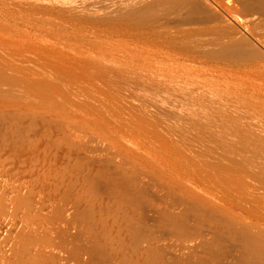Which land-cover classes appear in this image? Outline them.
I'll return each mask as SVG.
<instances>
[{
	"label": "rangeland",
	"instance_id": "1",
	"mask_svg": "<svg viewBox=\"0 0 264 264\" xmlns=\"http://www.w3.org/2000/svg\"><path fill=\"white\" fill-rule=\"evenodd\" d=\"M142 1L133 9L130 0H0V218L12 199L30 225L21 251H0V264H60L59 254L45 251L51 225L73 264H264V175L250 164L262 143L248 144L260 151L244 166L252 154L244 144L217 158L196 130L205 112L232 103L236 114L247 96L252 105L236 106L239 118L263 124L264 0H229L235 16L224 13L225 21L214 0ZM201 84H214L205 89L211 94ZM230 89L254 95L243 92L233 105ZM204 94L223 107L206 105ZM187 98L200 103L189 106Z\"/></svg>",
	"mask_w": 264,
	"mask_h": 264
},
{
	"label": "bare ground",
	"instance_id": "2",
	"mask_svg": "<svg viewBox=\"0 0 264 264\" xmlns=\"http://www.w3.org/2000/svg\"><path fill=\"white\" fill-rule=\"evenodd\" d=\"M130 1H131V5L134 6L133 9L137 8L138 6H142V7H143V6H145V4H146V3L144 2L145 4L143 3V4H144V5H143V4H142V2H143L142 0H130ZM152 1H153V0H152ZM158 1H159V0H156V2H158ZM163 1H164V3H165L167 6H168V5H169V7L171 6V5H170L171 1H170V3L168 2L169 4H168L167 2H165V0H163ZM167 1H168V0H167ZM174 1H175V0H174ZM174 1H173V2H174ZM176 1H177V0H176ZM176 1H175V2H176ZM178 1H180V0H178ZM194 1H195V0H194ZM204 1H205V0H204ZM211 1H212V0H211ZM230 1H231V0H230ZM230 1H229V0L227 1V0H226L227 3L225 4V2L222 1V0H214V3H215V4L212 3V4H214V5L219 6V8H218V7H217V8H218V10H221V11H217V10H213V11H215V12L217 11V13L219 12V13H218V14H219L218 17H220V16L224 17V18L220 17V18H222V20H224V21L226 20V18H225V16H224V13H225L226 15L229 16V17H227V19L230 18V16H233V15L235 14L234 7L232 6V4H231ZM153 2H154V1H153ZM156 2H155V3H156ZM173 2H172V3H173ZM196 2H197V1H196ZM202 2H203V1H202ZM206 2H207V0H206ZM206 2H205V3H206ZM209 2H210V1H209ZM222 2H223V4H222ZM172 3H171V4H172ZM191 3H192V5H193L194 7H196V6L198 5V3H197V5H196V3L194 4L193 1H192ZM141 4H142V5H141ZM157 4H158V3H157ZM161 4H162V0H161ZM161 4H159V5H161ZM165 4H164V6H165ZM207 4H208V3H207ZM207 4H206V5H207ZM209 4H210V3H209ZM159 5H158V6H159ZM162 5H163V4H162ZM195 5H196V6H195ZM193 6H192V8H193ZM209 6H211V5H208V7H209ZM212 6H213V5H212ZM169 7H167L166 9L168 10ZM154 8H155L154 10H156V7H154ZM197 8H198V7H197ZM213 8H216V7H213ZM170 9H174V8L171 7ZM170 9H169V10H170ZM194 9H196V8H194ZM144 11H146V10H144ZM181 11H182V10H181ZM185 11H186V10H185ZM188 11H189V10H187L186 12H188ZM197 11H198V10H196V12H197ZM186 12L183 11L182 14L184 13V15H185ZM189 12H190V11H189ZM215 12H214V13H215ZM152 13H155V12H151V14H152ZM179 13H180V12H179ZM210 13H211V15L215 16L214 13H212V12H210ZM210 13H207V14H206L207 17H210V16H211V15H210V16L208 15V14H210ZM158 14H159V13H158ZM184 15H183V16H184ZM149 16H150V14H149ZM152 16H153V15H151L150 17H152ZM174 16H175V15H174ZM176 16H177V14H176ZM187 16H188V15L186 14V17H187ZM234 16H235V15H234ZM186 17H184V18H186ZM190 17H191V16H190ZM159 18H160V20L163 19L162 17H159ZM175 18H176V17H175ZM188 18H189V17H188ZM199 18H200V19L203 18V15H202V16L200 15ZM199 18H198V17H194L192 20L197 21ZM213 18H214V17H212V18L210 17V19H213ZM215 18H216V19H214V20L217 21V20H218L217 16H216ZM220 18H219V20H221ZM234 18H236V17H234ZM154 19H155V18H154ZM171 19H174V17L171 18ZM171 19H170V20H171ZM200 19L198 20L199 22H200L201 20H203V19H201V20H200ZM231 19H232V18H231ZM157 20H159V19H157ZM183 20H187V19H183ZM183 20H182V22H184ZM208 20H209V18H208ZM219 20H218L217 22H219ZM228 20H229V19H228ZM228 20H227V21H228ZM233 20H235V19H233ZM237 20H238V19H237ZM240 20H241V19H240ZM168 21H169V19H168ZM195 21L193 22L194 24H195ZM198 21H197V23H199ZM227 21H226V22H227ZM241 21H242V20H241ZM159 22H160V21H159ZM171 22H172V21H171ZM202 22H203V21H202ZM222 22H223V21H222ZM236 22H237V21H236ZM238 22H239V21H238ZM243 22H244V20H243ZM161 23H162V22H161ZM161 23H160V24H161ZM164 23H165V22H164ZM164 23H163V24H164ZM169 23H170V22H169ZM193 23H191L192 26H193ZM214 23H215V22H214ZM228 23H229V22H228ZM163 24H161V25H163ZM165 24H167V23H165ZM180 24H181V23H179V24H177V25L180 26ZM188 24H189V23H188ZM215 24H216V23H215ZM167 25H168V24H167ZM191 25H190V27H191ZM218 25H219V24H218ZM226 25H227V24H226ZM197 26H199V25H197ZM197 26H196V27H197ZM200 26H201V25H200ZM224 26H225V25H224ZM171 27H174V26H171ZM184 27H185V25H184ZM196 27H195V28H196ZM213 27H214V26H213ZM222 27H223V26H221V28H222ZM161 28H162V27H161ZM167 28H168V30H169V27H167ZM167 28H166V29H167ZM174 28H175V27H174ZM178 28H179V27H178ZM187 28H189V25H188ZM187 28H186V29H187ZM193 28H194V27H193ZM200 28H201V27H200ZM208 28H209V27H208ZM232 28H233V27H231V29H232ZM166 29H165V30H166ZM176 29H177V28H176ZM179 29H181V27H180ZM201 29H202V28H201ZM201 29L199 30L200 32L202 31ZM226 29H227V28H226ZM163 30H164V28H163ZM171 30H172V28H171ZM171 30H170V31H171ZM187 30H189V29H187ZM187 30H186V31H187ZM190 30H192V29H190ZM190 30H189V31H190ZM194 30H195V29H194ZM196 30H198V29H196ZM204 30H206V29H204ZM224 30H225V29H224ZM159 31L161 32L162 29L159 30ZM177 31H178V30H177ZM210 31H211V30H209V32H210ZM219 31H220V29H219ZM219 31H218V32H219ZM229 31H232V30H229ZM229 31L226 30V32H229ZM233 31H234V30H233ZM235 31H236V28H235ZM164 32H165V31H164ZM197 32H198V31H197ZM213 32H214V31H213ZM220 32H221V31H220ZM224 32H225V31H224ZM162 33H163V31H162ZM203 33H204V32H203ZM203 33H202V34H203ZM214 33H215V32H214ZM235 33H236V32H235ZM238 33H239V32H238ZM238 33H237V34H238ZM240 33H241V32H240ZM207 34H208V33H207ZM220 34H221V33H220ZM250 34H251V33H250ZM209 35H210V34H209ZM216 35H217V34H216ZM228 35H229V33H228ZM228 35H227V36H228ZM239 35H240V34H239ZM239 35H238V36H239ZM251 35H252V34H251ZM214 36H215V34H214ZM221 36H222V35H221ZM223 36H224V34H223ZM227 36H226V34H225V38H226ZM233 36H234V35H233ZM255 36H256V35L254 34V37H255ZM236 37H237V35H236ZM236 37H235V38H236ZM242 37H243V36H242ZM193 38H195V36H194ZM217 38H218V37H217ZM223 38H224V37H223ZM223 38H220V39L223 40ZM235 38H234V41H235V42H238V41L235 40ZM238 38H241V37H237V39H238ZM245 38H246V35H245ZM245 38H244V39H245ZM247 38H248V37H247ZM256 38H257V37H256ZM213 39H214V38H213ZM215 39H216V38H215ZM215 39H214V40H215ZM258 39L260 40V38H258ZM192 40H194V39H192ZM192 40H191V41H192ZM195 40H196V38H195ZM209 40H210V39H209ZM214 40H213V41H214ZM246 40H249V42H251V40H250L249 38H248V39H245V41H246ZM262 40H263V39H262ZM211 41H212V39H211ZM217 41H218V39H217ZM226 41H228V40H226ZM245 41H244V45L246 44ZM204 42H205V41H204ZM214 42H215V41H214ZM220 42H221V40H220ZM229 42H231V40H229ZM242 42H243V41H242ZM255 42H256V41H255ZM191 43H193V42H191ZM191 43H190V45H191ZM208 43H210V41H209ZM208 43H207V45H208ZM251 43H252V42H251ZM261 43L264 44V40H263ZM183 44H184V43H183ZM204 44H205V43H204ZM210 44H212V43H210ZM213 44H214V43H213ZM216 44H218V42H217V43L215 42V45H216ZM221 44H222V43H221ZM188 45H189V44H188ZM196 45H198V43L195 44V46H196ZM215 45H214V46H215ZM234 45H237V44H236V43H233V44H232V46H231L232 48H229V51H230V52L232 51ZM252 45H253V44H252ZM184 46H185V45H184ZM200 46H201V48L203 47L202 44H200ZM200 46H199V47H200ZM205 46H206V45H205ZM210 46H211V45H210ZM212 46H213V45H212ZM218 46H219V45H217V47H218ZM248 46H250L249 43H248L247 46L245 45L244 48H245V47L247 48ZM260 46H261V44H260ZM260 46H259V48H260ZM190 47H191V46H190ZM190 47H189V48H190ZM192 47L195 49V47H194L193 45H192ZM217 47H214V48H217ZM229 47H230V46H229ZM254 47H255V46H254ZM193 48H190V49L192 50ZM201 48H200V50H199V49H197V47H196V49H197L198 51H200V52H197V51H196V53H201ZM205 48L208 49L207 47H205ZM210 48H211V47H210ZM218 48H223V47H218ZM218 48H217V49H218ZM240 48H241V49L243 48L242 45H241ZM244 48H243V49H244ZM252 48H253V47H251V48H249V49L252 50ZM255 48H257V46H256ZM263 48H264V47H263ZM179 49H180V48H179ZM181 49H182V48H181ZM186 49H187V48H186ZM212 49H213V48H212ZM212 49H210V50H212ZM260 49H261V48H260ZM203 50H204V48H203ZM203 50H202V51H203ZM214 50H216V49H214ZM214 50H213V51H214ZM223 50H224V49H223ZM233 50L236 51V49H233ZM245 50H246V49L243 50V52H244V53L242 52L243 54H245ZM251 50L249 51L250 53L248 52V55H249V54H250L251 56H253V54L255 55V53H253V54L251 53ZM254 50H255V49H254ZM188 51H189V50H188ZM213 51H212V52H213ZM217 51L219 52V50H216V52H217ZM229 51H228V49H227V52H229ZM241 51H242V50H241ZM256 51H257V49H256ZM180 52H181V51H180ZM186 52H187V51H186ZM208 52H209V50H208ZM221 52H222V50H221ZM221 52H220V53H221ZM224 52L226 53V49H225ZM253 52H254V51H253ZM263 52H264V51H263ZM213 53H215V52H213ZM225 53H224V54H225ZM242 53H241V54H242ZM246 53H247V52H246ZM186 54H187V53H185V55H186ZM191 54H192V53H191ZM193 54H194V53H193ZM206 54H207V52H206ZM206 54H204V55H206ZM215 54H216V53H215ZM215 54H214V55H215ZM227 54H228V53H227ZM238 54H239V53H238ZM258 54H260V53H258ZM258 54H256V56H257ZM199 55H202V54H199ZM207 55L210 56L211 54H207ZM216 55H219V54H216ZM250 55H249V56H250ZM189 56H190V54H189ZM194 56H195V55H194ZM194 56H193V57H194ZM226 56H227V55H226ZM251 56H250V58H251ZM259 56H261V54H260ZM184 57H185V56H184ZM214 57H216V56H214ZM217 57H218V56H217ZM239 57L241 58V56H239ZM243 57H245V55H243ZM246 57H247V56H246ZM253 57H254V56H253ZM199 58H200V57H199ZM210 58H211V57H210ZM237 58H238V57H237ZM237 58H236V59H237ZM240 58H239V59H240ZM247 58H248V57H247ZM262 58H264V57H262ZM203 59H204V58H203ZM220 59H221V58H220ZM243 59H244V58H243ZM243 59H242V60H243ZM258 59H261V57H259ZM258 59L255 58L254 60H258ZM201 60H202V57H201ZM201 60H200V63L203 62V61H201ZM204 60H206V59H204ZM209 60H210V59H209ZM232 60H233V59H232ZM254 60H253V62H254ZM196 61H197V59H196L194 62H196ZM228 61H229V60H228ZM235 61H236V60H235ZM248 61L251 62V59L248 60ZM186 62H188V61H186ZM191 62H193V61H191ZM239 62H241V61H239ZM242 62H243V61H242ZM245 62H246V61H245ZM256 62H257V61H256ZM188 63H189V62H188ZM197 63H198V61H197ZM197 63H196V64H197ZM211 63L213 64V62H211ZM232 63H233V62H232ZM203 64H204V63H203ZM206 64H207V63H206ZM223 64H224V63H223ZM255 64H256V63H255ZM185 65H187V63H185ZM188 65H190V63H189ZM192 65H193V63H192ZM194 65H195V64H194ZM225 65H226V64H225ZM231 65H232V64H231ZM256 65H257V64H256ZM190 66H191V65H190ZM197 66H199V65H197ZM197 66L195 65L194 68H195V67L197 68ZM208 66H209V64H208ZM208 66H207V67H208ZM210 66H211V64H210ZM217 66H220V64H219V65L217 64ZM226 66H228V65H226ZM254 66H255V65H254ZM191 67H193V66H191ZM200 67H203V66L201 65ZM215 67H216V66H215ZM239 67H240V65H239ZM251 67H252V66H251ZM196 68H195V69H196ZM204 68H205V67H204ZM204 68H203V69H204ZM208 68H209V67H208ZM208 68H207V69H208ZM216 68H217V67H216ZM231 68H232V67H231ZM247 68H248V67H247ZM249 68H250V67H249ZM253 68H255V67H253ZM259 68H260V67H259ZM262 68H264V67H262ZM186 69H188V68H185V70H186ZM207 69L205 68V70H207ZM218 69H219V67H218ZM234 69H235V68H234ZM189 70H190V68H189ZM189 70H188V73H189ZM193 70H194V69H193ZM201 70H202V69H201ZM208 70H209V69H208ZM210 70H212V69H210ZM214 70H215V69L213 68V71H214ZM219 70H220V69H219ZM221 70H222V69H221ZM236 70H237V66H236ZM240 70H241V69H240ZM247 70H248V69H247ZM251 70H252V68L250 69V71H251ZM186 71H187V70H186ZM190 71H192V70H190ZM202 71H203V74H204L205 71H204V70H202ZM213 71H212V73H213ZM217 71H218V70H217ZM223 71H224V70H223ZM230 71H232V70H230ZM241 71H242V70H241ZM245 71H246V70H245ZM253 71H254V69H253ZM253 71H252V72H253ZM261 71L264 72L263 70H261ZM209 72H210V71H209ZM215 72H216V71H215ZM220 72H221V71H220ZM227 72H228V71H227ZM234 72H235V71H234ZM247 72H249V70H248ZM255 72H257L256 69H255V71H254L253 73H255ZM259 72H260V71H259ZM193 73H194V71H192V75H191V76L194 77V74H193ZM216 73H217V72H216ZM218 73H219V72H218ZM225 73H226V72H225ZM235 73H237V71H236ZM244 73H245V72H244ZM250 73H251V72H249V75H250ZM186 74H187V72H186ZM190 74H191V73H190ZM190 74H189V75H190ZM195 74H196V73H195ZM203 74H201V75H203ZM208 74H209V73H208ZM214 74H215V73H214ZM231 74H232V73H231ZM239 74L241 75V74H243V73H241V72L239 71ZM251 74H252V73H251ZM255 74H256V73H255ZM255 74H253V76H254ZM260 74H261V73H260ZM262 74H264V73H262ZM262 74H261V75H262ZM219 75H222V74H219ZM219 75H218V76H219ZM223 75H224V74H223ZM227 75H230V74H227ZM235 75H236V74H235ZM235 75H234V76H235ZM240 75H238V77H239ZM245 75H248V73H246ZM249 75H248V76H249ZM258 75H259V74L257 73V76H258ZM203 76H204V75H203ZM207 76H208V75H207ZM216 76H217V75H216ZM218 76H217V77H218ZM236 76H237V75H236ZM253 76H252V77H253ZM257 76L255 75V77H257ZM262 76H264V75H262ZM262 76L260 77V75H259L260 78H262ZM187 77H188V80L191 78V77L189 78L188 75H187ZM196 77H197V78L199 77V79H197V80L202 81V83L206 80V79H203V80H202V79H201L202 77H201L200 75H198V76H196ZM204 77H205V76H204ZM212 77H213V76H212ZM212 77H211V78H212ZM217 77H216V79H217V81H218L219 77H218V78H217ZM228 77H229V76H228ZM228 77H227V78H228ZM240 77H242V79H243L244 75H243V76H240ZM250 77H251V76H250ZM255 77H254V79H252V80H255ZM259 77L256 78V79H259ZM194 78H195V77H194ZM208 78H210V76H209ZM208 78H207V81H208V80H211V78H210V79H208ZM230 78H231V77H230ZM235 78H236V77H235ZM244 78H247V77H244ZM192 79H193V78H192ZM195 79H196V78H195ZM195 79H194V80H195ZM200 79H201V80H200ZM216 79H215V80H216ZM221 79H222V78H221ZM223 79H224V78H223ZM233 79H234V78H233ZM242 79H241V81H242ZM248 79H249V77H248ZM248 79H247V80H248ZM186 80H187V79H186ZM212 80H213V78H212ZM224 80H225V79H224ZM234 80H235V79H234ZM234 80L232 81V80L230 79V82L233 83V82H235ZM247 80H246V81H247ZM250 80H251V79H250ZM207 81H206V82H207ZM225 81H226V80H225ZM225 81L222 80V82H225ZM237 81H238V80H237ZM237 81H236V82H237ZM241 81H240V83H242ZM243 81H244V80H243ZM186 82H187V81H186ZM186 82H185V83H186ZM197 82H198V81H196V83H197ZM209 82L212 83V81H209ZM219 82H220V81H219ZM222 82H220V83H222ZM248 82H249V80H248ZM189 83H190V82H189ZM193 83H195V82L192 81L191 84H193ZM196 83H195V84H196ZM200 83H201V82H200ZM207 83H208V82H207ZM225 83H226V82H225ZM227 83L230 85V83H229V79H228V82H227ZM238 83H239V82H238ZM245 83H246V82L244 81V83H242L243 85L240 84L241 87H243ZM250 83H251V82H250ZM250 83H249V84H250ZM254 83H255V81H254ZM254 83L252 82V85H253ZM257 83H258V82H256L255 85H256ZM191 84H190V85H191ZM195 84H194V86H195L196 88H194V87H193V88H194V89H197V88H198V89H197L198 92L202 94V93H203V90H201V92H200L199 87H198V86H200V85L197 86V84H196V85H195ZM198 84H199V83H198ZM203 84H204V83H203ZM209 84H210V83H209ZM214 84H215V82H214ZM214 84H213V85H214ZM222 84H223V83H222ZM222 84H221V85H222ZM249 84H248V85H249ZM258 84H259V83H258ZM187 85H189V84H187ZM201 85H202V84H201ZM204 85H205V84H204ZM204 85H202L203 88H202V86H201V88L205 90V89L207 88L208 85H207L206 87H204ZM211 85H212V84H211ZM211 85H209V86H211ZM213 85H212L211 88H213ZM215 85H217V83H216ZM226 85H227V84H226ZM226 85H225V86H226ZM229 85H228V86H229ZM232 85H235V86H236L235 83H233ZM246 85H247V84H246ZM252 85H250V87H251ZM255 85H254V86H255ZM259 85H260V87H261V83H260ZM222 86H223V85H222ZM222 86H220V84H218V86H216V88H219V87H220V88L223 90V88H224L225 86H223V87H222ZM238 86H239V84H238ZM256 86H257V85H256ZM187 87H188V86H187ZM189 87H190V86H189ZM189 87L186 88V93H187V89H189ZM226 87H227V86H226ZM232 87H233V86H232ZM245 87H246V86H245ZM247 87H249V86H247ZM247 87H246V88H247ZM201 88H200V89H201ZM209 88H210V87H209ZM209 88H207L208 91H209ZM211 88H210V89H211ZM220 88H219V90H220ZM243 88H244V87H243ZM246 88H245V89H246ZM258 88H259V87H258ZM258 88L256 87V90H257V91L259 90ZM233 89H234V88H233ZM236 89H237V88H236ZM241 89H242V88H241ZM262 89H263V88H262ZM207 90H205V93L207 92ZM213 90L215 91L216 89H213ZM230 90H231V89H230ZM238 90H239V89H238ZM243 90H244V89H243ZM249 90H250V88H249ZM253 90H255L254 87H253ZM253 90H252V92H253ZM256 90H255L254 92H257ZM195 91H196V90H195ZM195 91H194V92L192 91L193 94L195 93ZM211 91H212V90H211ZM216 91H217V90H216ZM216 91H215V92H216ZM224 91H225V89H224ZM224 91L221 92V93H223V94L220 95V98H218V97H219V94H217V93H215V92H212V94L215 93V96L213 95V96L215 97V99H216V97L219 99V100H218V103H220V102L222 103V102L224 101V98H226V97H224V96L226 95V94H224ZM231 91H232V90H231ZM235 91H236V90H235ZM259 91H260V90H259ZM262 91H263V90H262ZM198 92L196 93V95L198 94ZM217 92H219V91H217ZM228 92H230V91H228ZM236 92H237V91H236ZM238 92H240V90H239ZM243 92H244V91H243ZM243 92H242V93H243ZM252 92H250V93H252ZM208 93L211 94V92H208ZM208 93H206V94L209 95ZM225 93H226V92H225ZM231 93H234V92L232 91ZM231 93H229V94H231ZM240 93H241V92H240ZM242 93L239 94V96L236 94V95H237V98L235 99L236 101L233 103V105H236L235 103L241 100V99L239 100L238 98H240V96H242ZM244 93H246L247 95H250L249 91H248V92H244ZM248 93H249V94H248ZM257 93L260 95V92H257ZM189 94H190V93H189ZM201 94H199V95L201 96ZM216 94H217L218 96H216ZM229 94H228V95H229ZM246 94H245V95H246ZM252 94H253V93H252ZM258 94H257V96H259ZM223 95H224V96H223ZM236 95H235V93H234V95H233V96L231 95V97L233 98V97L236 96ZM243 95H244V94H243ZM245 95H244V96H245ZM253 95H254V94H253ZM204 96H205V94H204ZM213 96L211 95L210 97H213ZM221 96L224 97V98H223V101H222V99H221V98H222ZM244 96H242V97L244 98ZM251 96H252V95H251ZM257 96H256V97H257ZM186 97H188L187 94H186ZM194 97H195V96H194ZM202 97H203V96H202ZM205 97H207V98H205V100H206V99H208L209 96H205ZM210 97H209V98H210ZM227 97H228V96H227ZM231 97H230V98H231ZM249 97H250V96H247V99H246V97H245L244 99L248 100L247 103L250 104V102H251L252 100L249 102V100H250ZM188 98H189V97H188ZM188 98H187L188 103H187V102H185V103L189 104V103L191 102L192 104L190 103L189 106H191V105H193V104L195 105V102L200 103V101H196V98H194V100H192V101H195V102L189 101ZM190 98H191V97H190ZM198 98H199V97H198ZM198 98H197V100H198ZM234 98H235V97H234ZM248 98H249V99H248ZM253 98H254V97H251V99H253ZM257 98H259V99H257ZM257 98H255V99H256V100H261L260 98H262V96L260 95V97H257ZM191 99H192V98H191ZM199 99H201V97H200ZM227 99H228V98H226V100H227ZM237 99H238V100H237ZM210 100H211V99H210ZM213 100H214V99H213ZM226 100H225V101H226ZM228 100H229V99H228ZM231 100H232V99H231ZM253 100H254V99H253ZM185 101H186V100H185ZM201 101H202V100H201ZM216 101H217V100H214V103H213L212 100H211V101H209V100L207 101V100H206L207 104H206L205 102H203V103H205V104L208 105V106L210 105V107H211L212 105L215 106V102H216ZM232 101H233V100H232ZM232 101H231V102H232ZM211 102H212V103H211ZM226 102H227V101H226ZM226 102H225V103H226ZM252 102H253V101H252ZM252 102H251L250 105H249V104L246 105L247 103H245V104L243 103V106H241V105H242L241 102H238L237 104H240V103H241V104H240L241 108H243V107L245 108V106H250V107H251ZM221 103H220V104H221ZM225 103L223 102V105H225ZM255 103H256V102H255ZM255 103H253V104H255ZM259 103H260V102H259ZM259 103H257V106H258ZM201 104H202V103H201ZM201 104H199V105H200L199 107H201V108L203 109V107H205V106H204V104H203V105H202L203 107H202ZM211 104H212V105H211ZM229 104H230V103H229ZM196 105H197V103H196ZM216 105H217V102H216ZM223 105H222V107H223ZM230 105H231V109H233V107H232V103H231ZM244 105H245V106H244ZM260 105H261V106H258V107H260V108L263 107V106H262V103H260ZM197 106H198V105H197ZM220 106H221V105H219V106L217 105V107H220ZM228 106H229V105H228ZM236 106H237V107H240L239 105H236ZM236 106H234V108H235V110H236V114H233V113H232V111H234V109L231 110V109H229V107H225L226 109H221V110H218V111L216 110V111H217V112H216L217 114H215V113H214V114H211L212 116H211L209 113H210V112H213V111H214L215 109H217V108H214V107H213L214 110L211 108V110H213V111H211V110H209V109H210L209 107H208L209 109H207V108L205 107L204 110L207 109V110H209L210 112H209V111H208L209 113H208V112H205L206 114L204 113V115L201 116L202 118L200 117L201 120H200V118H198V119L200 120V122H199V124L197 125V128H198V129L196 128L197 133H198V134H197V137H199V139L202 140V141H203V140L206 141V142L203 143V144H205V145H206V143L209 142V141H212V142H213V145H214V147H216V148H213L212 146H211V147H212V149H214V152L217 151V152L215 153V155L217 154L216 156H215L214 154H211V152H212L211 150H212V149H211L210 147H209V149H208L207 151L205 150V149H207V148H205L204 150H205L206 152L209 151V153H210L211 155H214L215 157H217V156H221V157H222V155H224V154H226V155H230L231 152H233V151L235 150L233 144H238V143H240V144H244V145H242V146H243L242 148H245V149H246L245 152H246V153L252 152V154L249 156L248 154H246V153L244 152L245 149H242V148H241V149L243 150L244 154H246V155L249 156V157L246 156V157H248V158H246V160L243 162V163H245L244 166H246V165L248 164L247 160H249V158H251L252 155H254L255 153H256V155H257V153L260 151L259 149H258L259 151H255L254 148H252V146H251V148L253 149L254 152L251 151L252 149L249 148L250 146H249L248 144H251V142H254V143L257 142L256 144H258V142H261L262 145H263V146H262V145L260 144V146H261L260 149L262 150V151H261L262 154H261L259 157L257 156L256 159H254V158L252 157L254 160L251 159L252 162H251L250 164H251V166H252L253 168H255V169H260V170L263 172V175H264V122H263V124H262V122H261V124H262L263 126L259 124L261 127L258 128V132H256L257 129H256V130L253 129V126L258 125V124H256V125L254 124V122H255L254 120L256 119L257 121H258V120H259V121H262L263 119L260 120L259 117H256L255 119H252V118H254V117L256 116V115H255V116L252 115V118H251V119H252L254 122L252 121V122H253V123H252V122L250 121V123H252V124H254V125H252V124L249 125V119H250L251 116L248 117L249 119H248V118H245V117L243 116L246 120L248 119L247 121L244 120V119H241V117L239 118V116H242L243 113L240 112L241 110L238 111L237 108H236ZM253 106H254V105H253ZM257 106H256V107H257ZM187 107H188V105H187ZM222 107H220V108H222ZM256 107H255V108H256ZM185 108H186V106H185ZM201 108H200V110H199V108H198V111H196L195 108L193 109V110H195V111H191V110H189V109L187 108V111H190V112H191V113H190V112H187V113L192 114V113H194V112H196V113L199 112V111L202 112V109H201ZM220 108H218V109H220ZM248 108H249V107H247V109H248ZM190 109H192V108L190 107ZM196 109H197V108H196ZM228 109H229V110H228ZM250 109H251V108H250ZM250 109H248V111H249ZM261 109H262V108H261ZM207 110H206V111H207ZM223 110H228L229 112H226V111H223ZM230 110H231V111H230ZM253 110H254V109H253ZM237 111H238V112H237ZM257 111H258V109L255 110L256 113H257ZM185 112H186V111H185ZM201 112H199V114H200ZM214 112H215V111H214ZM230 112H231V113H230ZM239 112L242 113V114H239ZM245 112H246V114L249 113V112L247 113V111H244V113H245ZM187 113H186V117H189L190 115L188 116ZM196 113H195L194 115H196ZM207 113H208L209 115H208ZM234 113H235V111H234ZM250 113L252 114L253 112H251V110H250ZM259 113H261L260 109H259ZM202 114H203V113H202ZM238 114H239V115H238ZM254 114H255V113H254ZM257 114H258V113H257ZM261 114L263 115V114H264V111H263ZM261 114H259V115H261ZM200 115H201V114H200ZM213 115H214V116H213ZM236 115H238V117H236ZM244 115H245V114H244ZM262 115H261V116H262ZM191 116H192V115H191ZM196 116H199L198 113H197ZM247 116H249V114H248ZM247 116H246V117H247ZM257 116H258V115H257ZM261 116H260V117H261ZM258 118H259V119H258ZM261 118H264V116H262ZM185 121H186V123H188V122H187V121H188L187 118H186ZM257 121H256V122H257ZM259 121H258V122H259ZM247 122H248V123H247ZM258 122H257V123H258ZM259 125H258V126H259ZM255 128H257V127H255ZM198 130H199V131H198ZM225 142H227V144H228V145H227V146H228L227 148H226V147H223V143L225 144ZM254 143H253V144H254ZM256 144L253 145V146H258V145H256ZM258 147H259V146H258ZM262 147H263V149H262ZM215 149H216V150H215ZM239 149H240V148H239ZM239 149H238V150H239ZM241 149H240V150H241ZM255 149H256V148H255ZM242 150H241V151H242ZM210 151H211V152H210ZM214 152H212V153H214ZM237 152H238V151H237ZM239 152H240V151H239ZM243 152H242V154H239V153H238V154L240 155V156L238 155V156H239V160L245 159V158H244L245 155H243ZM235 153H236V151H235ZM240 153H241V152H240ZM259 154H260V153H259ZM233 155H234V154H233ZM235 155H236V154H235ZM241 155L243 156V158L240 159ZM236 156H237V155H236ZM236 156H235V157L232 156V157H234V158H232V159H235V158H236V160H238V158H237L238 156H237V157H236ZM254 156H255V155H254ZM221 157H220V158H221ZM225 157H226V156H225ZM217 158H219V157H217ZM236 160H235V161H236ZM239 163H240V161H239ZM239 163H238V165H239ZM240 164H241V163H240ZM241 165H243V164H241ZM239 166H240V165H239ZM239 166H238V167H239ZM240 168H243V167H240Z\"/></svg>",
	"mask_w": 264,
	"mask_h": 264
},
{
	"label": "built area",
	"instance_id": "3",
	"mask_svg": "<svg viewBox=\"0 0 264 264\" xmlns=\"http://www.w3.org/2000/svg\"><path fill=\"white\" fill-rule=\"evenodd\" d=\"M29 228V223L15 211L13 200L8 199L7 212L0 218V251H21L22 239ZM40 229L36 227L37 234L41 231ZM50 237L51 242L45 247V251H55L59 254L60 264H73L67 253L58 244V225H51ZM41 248L40 244L35 243L36 250Z\"/></svg>",
	"mask_w": 264,
	"mask_h": 264
}]
</instances>
